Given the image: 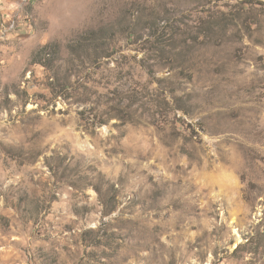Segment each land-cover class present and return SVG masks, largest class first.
<instances>
[{
  "label": "rangeland",
  "instance_id": "374dc122",
  "mask_svg": "<svg viewBox=\"0 0 264 264\" xmlns=\"http://www.w3.org/2000/svg\"><path fill=\"white\" fill-rule=\"evenodd\" d=\"M0 264H264V0H0Z\"/></svg>",
  "mask_w": 264,
  "mask_h": 264
},
{
  "label": "trees",
  "instance_id": "16d2710c",
  "mask_svg": "<svg viewBox=\"0 0 264 264\" xmlns=\"http://www.w3.org/2000/svg\"><path fill=\"white\" fill-rule=\"evenodd\" d=\"M157 27V33L160 34H165L170 30V27L168 25V23H164L162 21H159L156 25ZM95 50L98 51L100 50L101 46H98L95 44ZM46 48V47H44ZM114 51V48H113ZM111 55L109 54L108 57H110ZM40 56H35V59L33 61L34 64H40L42 65L46 71H47V76L45 79V87L46 89H51L53 91L54 96L56 97L59 93L56 91V80L57 77H55L52 73H48V70H52V67H50V62L51 60L47 55H44V59H39ZM106 57V56H103ZM158 58H162V55H158ZM102 57L100 58H96L92 64V66H96L97 63H99V65H97L96 67H100ZM168 59H166L167 61ZM138 66H140L142 68V70L145 72L146 75L148 76H153V74L155 73V69H149V65L148 64V60L147 59H142L137 61ZM157 64H163L160 61L155 62V65ZM154 68V67H152ZM54 78V80H52ZM52 80V81H51ZM147 88H140L138 89L137 87L135 88H131L128 89L126 92L124 93H116L115 92V97L116 99H111L113 102L109 107H108V111H107V115L109 116V119H118L121 120L123 122H136L138 120H140L141 115H143V113H138L140 108H144V106L146 104L150 105V110L153 108L154 104L151 106V101H148V103L144 100L145 95L143 94V90H145ZM117 100V101H116ZM164 100L167 102L168 99L167 97L164 98ZM82 102L86 103V100H83ZM138 102H141V105L136 106V104ZM168 103H171L170 101H168ZM157 112H159L157 110ZM156 116V115H155ZM150 118V117H149Z\"/></svg>",
  "mask_w": 264,
  "mask_h": 264
}]
</instances>
